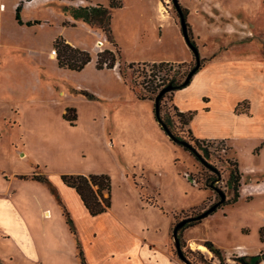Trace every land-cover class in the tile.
<instances>
[{"label": "rangeland", "instance_id": "374dc122", "mask_svg": "<svg viewBox=\"0 0 264 264\" xmlns=\"http://www.w3.org/2000/svg\"><path fill=\"white\" fill-rule=\"evenodd\" d=\"M21 1L0 0V176L38 170L53 180L51 175L82 169L88 170L83 174H109L112 207L108 215L100 216V256L98 245L84 244L94 263L99 258L103 263L101 253L116 239L118 228L131 234V246L145 262L151 258V264H166L171 252L179 258L173 237L176 224L219 202L218 190L226 193V201L203 222L180 232L187 258L192 264H250L246 256L264 252V0H220L216 12L223 13L215 22L222 29H204L197 47L201 56L212 57L197 78L208 80L209 95L203 98L189 87L176 91L175 96L168 93L162 102L163 115L171 117L175 132L217 171L162 128L154 100L139 99L119 71L97 68L98 52L116 50V46L99 28L75 19L65 8L99 3L108 6L110 0H25L23 20L41 21L33 26L20 25L16 20ZM156 2L181 29L173 0H123V7L112 11V30L123 59L141 63L186 61L191 71L197 63L195 54L190 59L191 48L176 27L154 28ZM178 2L192 7L187 22L201 18L196 13L201 9L199 0ZM227 12L246 22V31L252 34L238 36L225 31L230 19ZM59 36L92 54L84 70L59 67L57 53H53ZM190 36L195 43L191 30ZM139 70L128 71L138 89L144 81L142 66ZM175 70L160 74L171 78ZM82 90L95 97H87ZM175 104L196 111L190 127L200 138L198 143L190 136L189 127L180 123ZM68 107L77 109L74 124L64 117ZM237 160L243 172L241 198L230 203L234 195L230 173ZM0 182L1 263L82 264L75 251L77 236L48 186L43 183L54 199L38 198L42 208H51L46 220L53 223L56 243L64 250L55 255L44 251L50 242L49 221L40 222L37 237L29 241L22 230V217L18 220L11 213L12 209L25 212L23 208L29 207L27 200L34 190L21 186L15 194L14 187ZM256 186L262 191L253 192ZM11 194L16 197L11 199ZM203 239L222 250V260ZM199 244L206 250L198 248ZM109 246L113 254L115 247Z\"/></svg>", "mask_w": 264, "mask_h": 264}, {"label": "trees", "instance_id": "16d2710c", "mask_svg": "<svg viewBox=\"0 0 264 264\" xmlns=\"http://www.w3.org/2000/svg\"><path fill=\"white\" fill-rule=\"evenodd\" d=\"M24 1L22 0L16 7V20L20 25L33 26L35 24L41 23L40 20H28L24 21L22 17V10L24 6ZM29 1V0H28ZM123 0H110L108 6L103 4L97 5H87V6H67L65 8L66 12L71 13V15L75 19H82L84 22L88 23L92 27L99 28L103 34L106 36L107 40L112 42L116 46V50L113 49H104L98 52L97 55V63L96 66L98 69H113L118 65L119 73L123 79V81L129 85V87L134 91L136 96L139 99H150L154 100L160 93V91L171 84L173 89L168 92L171 95L175 96V92L178 90H182L186 88L189 84L185 83V80L190 73L187 68V62H171V61H160V62H128L123 59L122 50L119 44L115 40V36L112 30V11L117 8L123 7ZM182 12L185 17H187L188 10L181 6ZM189 27V24H188ZM190 31V29H189ZM194 43V42H193ZM195 44V43H194ZM196 45V44H195ZM54 47L57 49V62L59 67L72 70V71H82L88 63H90L93 59L92 54L85 49L77 47L67 39L62 36H59L54 41ZM205 60H201L200 69L204 67ZM197 64V63H196ZM142 66L144 73V81L141 83L142 88L137 87V83L135 80L129 79L128 71L132 70L134 73L140 71L139 68ZM195 67V66H194ZM193 67V68H194ZM176 68V73L171 77L161 76L160 72L166 71V73L174 70ZM192 68V69H193ZM191 69V70H192ZM198 71L196 73H198ZM82 93L87 97L94 98L95 96L91 94L87 90H82ZM161 99L160 108L157 111L155 104V112L158 121L160 122L162 128L168 133L172 134L174 137L178 139H182L174 130L173 121L171 117L163 115V106L162 102L167 94ZM176 110V114L179 117L180 123L188 128V132L195 142L198 143L200 138L196 137L190 127V124L196 114L195 111H183L178 105H174ZM64 117L67 118L74 124L75 120L78 117L77 109L75 107H68ZM174 139V138H172ZM176 141V140H175ZM178 142V141H177ZM179 143V142H178ZM182 145V144H181ZM184 146V145H183ZM186 149L190 150V152L199 159L204 158L198 150L194 146H184ZM206 156H209L206 152ZM233 169L230 173L229 183L233 189L234 195L229 200L231 203L237 202L241 197L240 186L241 179L243 176V172H241L239 167L238 160L232 163ZM39 167V166H38ZM21 179L25 180H35L46 184L52 193L57 197L59 203L64 208V213L67 219L68 224L70 225L71 231L77 236V248H78V256L81 260L82 264H88L85 250L83 248L82 242L78 237V231L75 225V222L72 218L71 213L68 208L65 206L61 194L55 185V183L50 179L48 175L44 172H40L35 170L31 174H21L17 175ZM62 181L69 187H72L76 190V192L80 195L83 200L85 206L91 215L97 216L102 213L107 212L112 207V178L107 173H98V174H83V173H65L61 175ZM155 204V203H153ZM213 213V212H212ZM210 213L209 215H211ZM208 215V216H209ZM198 216V215H197ZM207 217V216H206ZM205 218V217H204ZM203 218L197 219L195 218L192 221H189L185 227H191L196 224L201 223ZM184 227V228H185ZM182 228V229H184ZM179 231L180 243L182 246L181 235ZM174 237V234H173ZM264 240V234H263ZM208 248L214 252V254L222 260V250L217 247L213 241L207 240L205 243ZM176 247V242H175ZM177 250V249H176ZM178 254V251H177ZM187 257V256H186ZM245 258L250 259V264H260L261 261L264 260V252H261L256 255L246 256ZM0 264L1 261H0Z\"/></svg>", "mask_w": 264, "mask_h": 264}, {"label": "crops", "instance_id": "0c3cea01", "mask_svg": "<svg viewBox=\"0 0 264 264\" xmlns=\"http://www.w3.org/2000/svg\"><path fill=\"white\" fill-rule=\"evenodd\" d=\"M201 3V9H197L196 13L201 17L197 22H192L190 19L187 22L189 24V28L192 31V33L194 34V38H195V44L197 47H199V41L202 38V33L203 30L205 29H214V30H221L222 26H220L218 23L215 22V18H219V16L223 13L220 12L218 14V12H216L217 8L221 7V1L220 0H199ZM184 8H186L188 10V18L190 17V13L192 11V7L186 4H181ZM155 13H156V17H155V22H154V28L156 29H163L164 27L168 26V25H174V27H176V29L179 31V34L182 37V40L186 42L184 35L182 33V29L179 28L178 24L175 22L174 18L173 20H170L167 16V14H165L162 10L161 7L159 5V3H155ZM1 15V14H0ZM225 15V14H224ZM228 17H230V19H227L226 24H225V28L224 30L235 34V35H246L247 32L246 28H247V23L246 22H242L238 17H234L232 15L231 12H227ZM223 17V16H222ZM225 17V16H224ZM223 17V18H224ZM212 18V20L210 19ZM233 19V20H231ZM241 23V24H239ZM238 24V25H237ZM241 25V28H239L238 26ZM250 34H252L251 32H249ZM242 39V38H241ZM187 47L189 48L190 46L187 43ZM190 50V48H189ZM190 54H191V58L192 59L194 57V52L192 51V49L190 50ZM205 61V65L202 69H200V71H198V73H196L190 83V85H188L186 88L182 89V90H178V91H184L187 88L191 87L192 92H197L200 93L201 95H203V98L208 94V80H203L200 79L199 81H197V78L201 75H203L204 71L207 69V62L209 61V56H201ZM188 61V60H187ZM149 62H155V61H149ZM160 62V61H157ZM171 62H177V61H171ZM89 64V63H88ZM86 68V67H85ZM84 68V69H85ZM83 69V70H84ZM100 70V69H99ZM102 70H117L119 71L118 65H116V67H114L113 69H102ZM120 74V73H119ZM121 76V75H120ZM260 84V83H259ZM259 87V93H261L262 90V86L261 84L258 85ZM254 92V90H253ZM255 93V92H254ZM258 93V94H259ZM257 94V93H255ZM245 93L243 95V97L240 99L242 100L245 97ZM210 97V96H207ZM211 98V97H210ZM205 100V99H204ZM240 100L236 103L239 104ZM211 101V99H210ZM206 104L207 101L205 100ZM210 106H206V109H210ZM181 110L183 111H187L183 108H181ZM193 111V110H192ZM196 112V111H195ZM196 115V114H195ZM195 117V116H194ZM192 129V128H191ZM193 131V130H192ZM194 133V132H193ZM195 135V134H194ZM196 136V135H195ZM198 137V136H196ZM199 138V137H198ZM23 156L25 155L26 158H28V152L24 151L22 152ZM30 156V155H29ZM75 173H88V170H73ZM24 174H29V173H24ZM17 175H21V174H14V175H2L0 176V181H5L7 184V186H11L10 189H12L14 187L15 189V194L19 193V190L21 188V186L23 187H28L29 189L34 190V195H32V197L28 198L27 200V204H28V208H23V210H25V212H23L22 210H19L18 212L15 211V209L11 210L12 212V216H15L16 219L19 220V217H22V230L23 232H25L27 234V238L29 239V241H34V239L37 237V234L41 228L39 227V223L40 222H48L50 223V227L48 228V230L50 231L49 233V239L50 242L45 246V254L46 255H55L57 253H61L63 250V247L61 244H57L56 243V238H57V231L56 228H54L53 223L50 221V219H47V215L50 214L51 212V208H42V201L38 198V195L42 196L45 200L49 201L51 199H54V196L49 192L48 188L46 185H44L43 183L39 182V181H35V180H25V179H21L19 178ZM4 179L2 180L1 179ZM52 181L55 183V185L57 186L61 197L64 201V204L67 206L68 210L70 211L72 218L75 222L77 231H78V235L79 237H82V245L83 248L85 250L86 253V257H87V262L88 264H100V258L99 260L94 263V261L92 260L91 257H89V255L87 256V251L88 248L85 247L84 244H96L98 245V254L100 256V239L98 240V235L100 234V216H104V215H108L109 210L105 213H102L100 215L97 216H93L90 214V212L88 211L87 207L85 206L83 200L81 199L80 195L76 192V190L72 187L67 186L61 178V175L58 176H52ZM15 179H19V181L14 184V180ZM13 182V183H12ZM1 183V182H0ZM16 187H15V186ZM253 192H260L262 190H259L258 186L254 187ZM36 190V191H35ZM37 192H41V194L37 193ZM243 192V191H242ZM15 194H11V199H14L16 197ZM31 196V195H29ZM241 198V197H240ZM45 202V201H43ZM5 205L9 204L7 201L4 202ZM40 218H43L40 219ZM204 220V219H203ZM202 220V222H203ZM116 239L114 238L113 243L109 244V245H113V247H115V250L113 251V254H110V246H104V249L102 251V258L103 259V263L101 264H143V262L145 264H151V258H148V260L145 262L142 260V255L138 254V251L133 249V247L131 246V234L127 233L126 230L118 228L116 229ZM72 233V232H71ZM51 238H53L51 240ZM87 240V241H86ZM204 241H207L208 239H203ZM87 242V243H86ZM149 247V246H148ZM152 246H150L149 249H151ZM77 248V244L75 245V251L77 250L78 252V248ZM33 249L34 252L36 254H41L40 250L37 247H34ZM238 251V250H237ZM2 261V260H1ZM185 264L184 261L179 257H176V255L174 254V252L168 255L167 258V262L166 264ZM3 264H5V262H3ZM260 264H264V260L261 261Z\"/></svg>", "mask_w": 264, "mask_h": 264}, {"label": "water", "instance_id": "95a60500", "mask_svg": "<svg viewBox=\"0 0 264 264\" xmlns=\"http://www.w3.org/2000/svg\"><path fill=\"white\" fill-rule=\"evenodd\" d=\"M174 1V4L177 8V11L179 13V16H180V20H181V29H182V33L184 35V38L186 40V42L188 43V45L190 46V48L192 49V51L194 52L195 56H196V60H197V64L195 65V67L190 71V73L188 74L186 80H185V83L186 84H189L194 75L196 74V72L199 70L200 66H201V57H200V54H199V50L197 48V46L193 43L192 39H191V36H190V31H189V27H188V23H187V20H186V17L184 16L183 12H182V9L180 7V4L178 2V0H173ZM173 89V86L171 84L167 85L166 87H164L160 93L158 94V96L156 97L155 99V104H156V109L157 111L159 110L160 108V104H161V99L162 97L164 96V94L170 92L171 90ZM172 138H174V140L178 141L180 144L184 145V146H188L190 147L191 144L189 142H187L186 140L184 139H178L177 137H174L172 134H169ZM202 163H204L205 165L209 166L211 169H213L214 171H217V169L212 166V164H210L207 160H205L204 158L200 159ZM220 196H221V199L219 202L215 203L214 205H212L210 208H208L207 210H205L204 212H202L201 214H199L198 216H195V217H189V218H186V219H183L181 220L180 222H178L174 228V240L176 242V249L178 251V256L186 263V264H192L190 262V260L186 257L183 249H182V246H181V243H180V238H179V231L184 228L186 226V224L189 222V221H192L194 220L195 218L197 219H201V218H204L206 216H208L210 213L216 211V209L220 206V204L224 203L227 199V195L224 191L222 190H218Z\"/></svg>", "mask_w": 264, "mask_h": 264}, {"label": "bare ground", "instance_id": "6f19581e", "mask_svg": "<svg viewBox=\"0 0 264 264\" xmlns=\"http://www.w3.org/2000/svg\"><path fill=\"white\" fill-rule=\"evenodd\" d=\"M198 248L203 249V250H206V247H205V245H203V244H199V245H198Z\"/></svg>", "mask_w": 264, "mask_h": 264}, {"label": "built area", "instance_id": "2783aa9c", "mask_svg": "<svg viewBox=\"0 0 264 264\" xmlns=\"http://www.w3.org/2000/svg\"><path fill=\"white\" fill-rule=\"evenodd\" d=\"M53 53H54V54H56V53H57V51H56V50H53Z\"/></svg>", "mask_w": 264, "mask_h": 264}, {"label": "flooded vegetation", "instance_id": "af4514ba", "mask_svg": "<svg viewBox=\"0 0 264 264\" xmlns=\"http://www.w3.org/2000/svg\"><path fill=\"white\" fill-rule=\"evenodd\" d=\"M196 57V56H195Z\"/></svg>", "mask_w": 264, "mask_h": 264}]
</instances>
